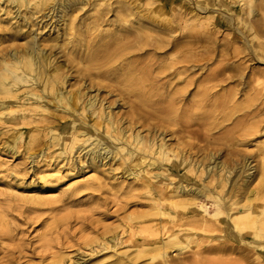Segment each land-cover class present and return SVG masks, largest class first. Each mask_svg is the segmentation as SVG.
I'll use <instances>...</instances> for the list:
<instances>
[{
  "label": "rangeland",
  "instance_id": "rangeland-1",
  "mask_svg": "<svg viewBox=\"0 0 264 264\" xmlns=\"http://www.w3.org/2000/svg\"><path fill=\"white\" fill-rule=\"evenodd\" d=\"M28 1L30 3L28 8L22 6L17 10L15 3L10 5L6 0H0V52L10 46L5 40V34L21 29L22 32H27L31 36L36 35L40 43L47 39L52 42L60 34V29L65 24H69V18L64 16L63 19L64 13L59 11L54 14L48 13V10L42 12L41 14L47 16L42 18L41 14L35 13L36 0ZM91 1L94 0L79 2L80 9L74 14L79 17L76 23L78 26L90 23L91 18L98 15V11L103 8L100 6L104 4L103 0H96L95 6H90ZM122 1L127 6L128 14L151 13L158 18L166 17L164 19L169 21L173 27L170 36L163 35L161 39L175 42L176 47L162 55L159 66L157 65L160 68L155 71L160 70L159 72L166 74L165 72L168 73L171 70L167 67H170L173 62H179L186 57L190 58V64L188 58H186L188 63L185 62L188 71L178 75L180 78L178 82L175 79L176 82L173 81L177 85L174 86L175 89L187 88L184 93L189 100L194 98L197 101L204 95V98L207 97L206 106L210 107L214 104L211 93L216 91L217 95L224 96L221 100L227 98L224 100L225 105L223 104L226 108L222 106L224 111L237 106L244 108L243 112V110H253L264 103V0L253 2L251 9L254 13L244 4L247 0H238L239 3L237 0H179L180 6L178 0L174 3L167 0L168 5L165 8H163L164 0H109L110 8L115 11L109 12L106 18L112 21L116 19V3ZM24 14L31 17V25L27 26L28 28L21 25ZM130 18L133 19V15ZM144 25L152 29L162 28L158 23L144 21ZM131 26L138 28L141 25L134 20ZM101 28L110 29L111 27L103 24ZM24 41V39L18 40L16 46L21 47ZM52 54H55L52 56L53 63H57L56 59L57 64L63 62L59 50ZM163 59L164 61L166 59V62H162ZM180 63L175 65L178 66V70L183 69V63ZM199 67H202V71ZM195 79L198 83L200 79L203 80L204 86L199 87V85L197 89ZM218 80L219 82L224 80V82L217 84ZM70 83H73V80ZM40 85V82L30 81L27 84H21L18 90L13 89V91L20 94V103L25 102L27 107H35L34 99L26 100L28 96L23 92L29 89L40 92ZM197 90H202V95ZM94 93L92 92V95ZM111 98L116 99L112 107L113 112L123 113L128 109L126 100L119 101L115 96ZM47 99L50 100L51 97ZM186 104L184 108L192 105V102ZM41 105L45 108V102ZM104 105L108 106V104ZM10 108L13 110L17 107L10 106ZM9 110L0 109V264H47V262L50 264L55 258L66 262L67 259L71 258L74 261L80 257L84 260L89 258V264L99 260H102V264H117V262L131 264L128 260L131 255L127 253L134 244V240L150 238L161 242L172 234H177L181 241L190 243V248L186 251L170 253L174 255L171 259L175 264H264V251H257L247 244L228 237L231 229L233 231V226L230 224V228L226 229L227 221L224 216L219 221L206 222L205 213L201 209H198L200 215L194 218H190V214L186 218L180 215V211H177L173 203L175 198L171 191L180 185H200L199 178L196 179L193 174H188L186 177L184 170L172 171L169 166H165L164 162H158L167 176V179H161L160 186L168 192L162 203L163 206L166 205L173 210L165 211L162 205L151 201L150 190L145 187L153 182L149 175L144 174L138 181L133 180L132 177H126L123 172L126 164L120 165L121 161L118 158L108 161L99 173L79 163L77 158L76 163L80 166V170L71 171L66 161L62 160L61 147H48L50 136L56 133L51 131L52 127H44L42 121L44 113L40 111H37V114L32 113L30 128L26 136L22 135L21 140L16 137L18 133L23 132V129H20L17 123L10 122ZM53 112L61 123L54 129H57L60 135L68 136L72 123L77 121V118L70 117L62 108H56ZM242 112H235L236 114L232 116L234 118L230 117L227 120L216 115L215 119L219 117L217 120L208 121V123L213 122L212 128H204L200 131L202 137L204 136L202 140H197L188 133L171 135L163 128L155 126L152 127V135L158 136L161 133L162 136L160 135L158 139L164 138V141L175 150L179 148L183 149V152L186 151L185 158L193 163H207L211 154L232 172L249 159V165L252 167L249 172L253 174L247 181V190L252 192L250 201H257L259 204L262 200L264 203V112H260L253 118H245V121L239 124L240 126L230 131L235 117ZM92 123V121L89 122V124ZM150 123L153 125V122ZM243 125H255L256 131L253 130V134L244 135L242 132H247L248 128ZM139 130L143 131L142 134H148L145 127L142 129L136 125V131ZM31 136H36L37 140V144L32 146L33 150L42 149L40 157L32 159L28 158L26 151ZM96 138L97 136L93 135L91 139ZM12 145H14V152L9 150ZM49 151L50 156L45 158ZM42 152H44L43 157ZM171 157L173 163L178 164L179 161L174 156ZM242 181L241 178L240 182ZM84 184H88L90 189H82L75 204L60 202L55 209L50 210L48 207L28 202L31 198L57 199L62 193H68L74 186ZM202 201L204 204H211L209 200L202 199ZM31 207L33 210H29ZM211 208L209 211L212 214L213 207ZM255 227L253 231L258 232V223ZM113 234L120 241L116 250L113 252L110 249L97 253L96 251L99 250L97 245L105 242V238L114 236ZM63 238H66L65 242H69L71 246L52 250L50 254L52 259L49 257L42 262L31 253L32 250L45 252L49 250L50 241H59ZM251 238L254 243L264 245V238L254 236ZM222 246H226L227 251L218 252L209 249ZM145 258L147 257H139L135 264H148ZM149 264L162 263L157 260Z\"/></svg>",
  "mask_w": 264,
  "mask_h": 264
},
{
  "label": "bare ground",
  "instance_id": "bare-ground-1",
  "mask_svg": "<svg viewBox=\"0 0 264 264\" xmlns=\"http://www.w3.org/2000/svg\"><path fill=\"white\" fill-rule=\"evenodd\" d=\"M103 1L104 4L100 5L103 8L98 11V15L91 18L90 23H82L83 25L79 24L78 26L76 23L79 17L74 16V14L80 9L78 5L82 0H36L35 13L41 14L48 10V13L52 12L54 14L59 11L64 13L63 19L64 16L69 18V24H65L60 29L61 32L54 38V42L47 39L40 43L36 35L31 36L27 32H22L21 29L5 34V40L10 46L0 52V109H10L8 113L11 118L10 122L17 123L19 128L23 129V132L18 133L16 138L22 140V135L26 136L30 128V122H32V113L40 111L44 113L42 117L44 127H52L51 131L56 133L50 136L48 147H61L62 160L66 161L69 170H80V166L76 163L78 158L79 163L86 165L91 171L99 173L108 161H114L118 158L121 161L120 165L126 164L123 168L126 177H132L133 180L138 181L140 177L147 174L153 179V182L148 183L145 187L150 190L151 201L162 205L165 211L173 210L167 208L166 205L163 206L162 203L168 192L160 186L161 179H167V176L158 162H164L165 166H169L172 171L184 170L186 177L188 174H193L196 179L199 178L200 185H180L171 191L175 198V201H171L177 207V211H180V215L186 218L190 214V218H194L196 215H200L198 209H201L205 213L204 220L206 222L219 221L224 216L227 221L226 229L230 228V224L233 226V231L231 229L228 233L231 240L247 244L257 251H264V245L251 241L252 236L264 238V203L262 200L259 204L257 201H250L252 192L247 190V181L253 174L249 172L252 169L249 165V159H246L244 165L237 167L232 172L229 171L227 166L220 163L217 157L211 154L207 163H193L185 158L186 151L183 152V149L178 147L175 150L164 141V138L158 139L161 133L158 136L152 135L153 126H155L156 128H163L165 132L171 135L188 133L197 140H202L204 136L202 137L200 131L204 128L210 129L213 126L211 125L213 122L208 123L209 120L213 121L217 117L216 115H219L223 120L230 119L235 112H242L244 108L232 106L230 109H226L228 111H224L222 106L225 105L224 100L226 97L221 100L224 96L217 95L216 91L211 93L214 104L210 107L206 106L207 97L204 98L202 90H197L203 96L201 99L199 98L197 101L194 98L189 100L184 93L187 88L175 89L174 86L177 85L174 82L178 80V75L188 71L186 63L189 62L190 64V58L186 57L189 61L186 58L180 59L179 62L183 64L188 61L184 65L182 64V71L178 70V66H175L179 62H173L170 67H167L171 70L168 73L165 72L166 74H162V72H159L160 70L155 71L160 68H158V64L162 55L176 47L175 42L162 41L161 39L163 35L170 36L173 28L169 21L164 19L166 17L158 18L151 13L128 14L127 6L122 1L116 3V19L112 21L106 18V15L115 10L110 8L109 0ZM168 1L174 3L177 0ZM168 1L164 0L163 8L168 5ZM254 1L247 0L244 3L250 8L251 12H253L251 8ZM6 2L10 5L15 3L17 10L21 9L22 6L28 8L30 5L28 0H6ZM96 2L94 0L89 4L95 6L97 5ZM237 2L239 3L238 0ZM180 3L179 1V6ZM25 14L22 17L21 25L28 28L27 26L31 25V17ZM131 15H133V19L130 18ZM41 16L42 18L47 17L45 14H41ZM134 20L141 26L138 28L132 27L131 22ZM144 21L158 23L162 28H147ZM142 22L143 24H141ZM103 24L111 28L102 29ZM185 37H188V35H185ZM21 39L25 41L21 47H17L16 43ZM58 50L63 59L61 64H57V59V63H53L54 58L52 60V56L55 55L52 52ZM162 62H166V59L165 61L163 59ZM162 65L160 64V66ZM199 69L202 71V67H199ZM196 79L194 81L195 85L197 83V89L199 85V87H203L202 82L204 80L205 83V79H200L199 83ZM71 80H73V83H70ZM30 81L41 83L40 92L30 89L23 92L24 95L28 96L26 100L31 101L34 99L35 107H27L25 102L20 103V94L13 91V89L18 90L21 84H27ZM222 82L224 80H220V82L218 80L217 84ZM92 92H95L94 95H92ZM196 92L195 94L198 95ZM113 96L117 97L119 101L126 100L128 109L125 112H113L114 108L112 107L116 102V99L111 98ZM46 97H51V99L49 100ZM209 100L211 101V98ZM44 102L45 108L41 105ZM190 102H192V105L190 104L186 108L183 107ZM104 104H108V106ZM10 106H16L17 108L11 110ZM56 108H62L70 117L77 118V121H73L68 136L65 134L60 135L58 130L54 129V127L61 124L60 119H57L53 112ZM260 112H264V103L253 110H243L241 114L235 117L233 128L230 131L235 130L239 124H242L245 118H253ZM91 121L93 123L89 124ZM150 122H153V125ZM136 125L142 127V129L145 127L148 134H142L143 131L140 130L136 131ZM193 127H196V129L192 130ZM245 127L248 128L250 133L248 131V133H242L250 135L256 126L248 125ZM93 135L99 139L92 140ZM36 142V136H31L26 149L28 158L40 157L42 149L33 150L32 147L37 144ZM9 150L14 152V145ZM50 153V151L47 152L45 158H48ZM43 154L44 152H42V157ZM171 156L179 161L178 164L173 163ZM55 160L54 157V164L56 163ZM241 178L243 179L242 182H240ZM82 189L88 190L90 187L88 184L76 185L68 193H62L57 199L31 198L28 202L33 205L48 207L51 210L55 209L60 202L75 204ZM202 199L209 200L211 204H204ZM211 207H213L212 214L209 211L212 209ZM29 210H33L32 207ZM55 220L58 219L55 218ZM257 223L259 230L254 232ZM118 239L115 235L105 238V242L97 245L99 250L96 252L100 254V252L110 249L115 251L120 244ZM47 240L43 241L47 242ZM65 241L66 238L59 241H50L49 250L46 247L47 251L45 252L32 250L31 253L42 262H45L51 256L52 250L71 246L69 242ZM133 243L129 253H127L131 255L128 259L131 264H135L141 256L147 257L145 260L148 264L157 260H160L162 264H175L171 259L172 256L174 257L173 252L181 253L190 248V243L181 241L177 234L169 235L161 242L146 238L134 240ZM209 249L225 252L228 248L222 246ZM67 260L65 262L55 258L50 264H89L88 260L90 259L84 260L80 257L74 261L71 258ZM101 261L91 264H102ZM117 264H120V262H117Z\"/></svg>",
  "mask_w": 264,
  "mask_h": 264
}]
</instances>
